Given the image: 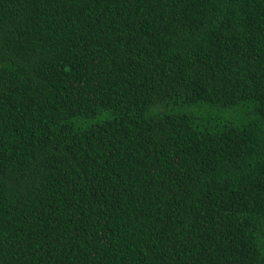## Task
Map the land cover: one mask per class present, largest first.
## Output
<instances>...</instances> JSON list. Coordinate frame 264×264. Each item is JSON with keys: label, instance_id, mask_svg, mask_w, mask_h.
I'll return each instance as SVG.
<instances>
[{"label": "trees", "instance_id": "1", "mask_svg": "<svg viewBox=\"0 0 264 264\" xmlns=\"http://www.w3.org/2000/svg\"><path fill=\"white\" fill-rule=\"evenodd\" d=\"M0 264H264V0H0Z\"/></svg>", "mask_w": 264, "mask_h": 264}]
</instances>
